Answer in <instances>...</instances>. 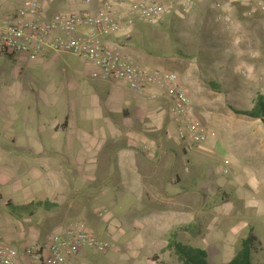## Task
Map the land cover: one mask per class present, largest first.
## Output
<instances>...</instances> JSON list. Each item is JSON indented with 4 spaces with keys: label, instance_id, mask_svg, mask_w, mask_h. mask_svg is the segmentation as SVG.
<instances>
[{
    "label": "crops",
    "instance_id": "0c3cea01",
    "mask_svg": "<svg viewBox=\"0 0 264 264\" xmlns=\"http://www.w3.org/2000/svg\"><path fill=\"white\" fill-rule=\"evenodd\" d=\"M88 1L54 0L47 6L51 12L62 6L74 12L98 5ZM258 11L264 16V4ZM121 35L102 36L103 43L128 54ZM44 85L46 91L36 97L32 86L22 85L0 96V190L12 206L42 202L50 210L61 191L71 195L72 216L105 234L122 232L137 264L145 261V240L157 241L164 224L174 222L180 224L173 231L178 242L206 250L208 258L217 249L228 263L249 235L258 241L253 255L264 251V150L259 141L240 139L256 132L253 128L224 129L218 120L209 127L192 112L207 140L190 152L182 146L180 155L170 140L174 127L165 102L147 100L120 83L93 82L77 70ZM216 153L225 156L229 167L220 170L228 179L205 184L210 176L204 162ZM98 198L123 216L103 219L94 207ZM58 227L33 226L26 232L23 226L17 238L32 244Z\"/></svg>",
    "mask_w": 264,
    "mask_h": 264
},
{
    "label": "rangeland",
    "instance_id": "374dc122",
    "mask_svg": "<svg viewBox=\"0 0 264 264\" xmlns=\"http://www.w3.org/2000/svg\"><path fill=\"white\" fill-rule=\"evenodd\" d=\"M23 1L4 0L3 8L12 9L21 5ZM95 1L97 0H89V2ZM259 3L263 6L264 0H259ZM229 7L225 6L222 11H218L212 7V0H204L190 13L183 15L184 17H180V13L174 9L160 22L145 23L136 19L132 31L127 32L119 40L123 41V46L129 48V53L126 55L136 60L139 65L176 72L189 91L193 105L192 112L206 125L212 127L213 120H218L216 123L224 129L229 128L230 124L237 128H253L256 132L251 133L250 137L241 135L240 139L249 138L252 142L259 141L261 144L259 146L264 150L263 122L235 112L253 108L257 96L264 95V16H259V9L256 13L259 17L247 16V6L240 3ZM61 9L60 11L66 13L71 12L66 6H62ZM219 12L225 13L224 19H218ZM116 52L120 51L116 50ZM66 57L65 61L59 60L54 63L47 56L43 59L17 60L0 57V96L9 95L8 92L12 91V88L18 89L17 87L22 85L27 88L32 86L36 95L31 96L36 97L37 93L46 91L44 83L49 84L65 71L71 73L73 70H77L83 77L93 82L111 85L108 80L93 79L91 74L95 69L87 65L83 59ZM47 67H51V70L46 71ZM211 81L217 83L220 90H214ZM164 108L168 119L171 120L166 104ZM172 124L174 129L169 132L170 140L178 145L176 148L178 154L183 155L182 144L178 143L174 135L175 124L173 122ZM254 146L258 147L257 143ZM208 157L204 164L210 178L204 182L221 184L229 176L221 173L220 170L222 167H229L224 163L225 156L216 153ZM226 158L229 159V156ZM59 196L56 207L50 210L46 205H42V202L40 204L34 202L24 209L12 206L8 201V194L0 190V246L20 248L29 245L17 238L22 234L23 226L27 232L28 228L33 226L43 229L52 224L57 227L60 225L56 230L50 229L51 233H48L45 239L57 230L65 229L77 221L88 225L84 219L72 216L73 206L71 207L68 202L71 201L72 196H66L62 191ZM100 201L102 199L98 198L94 207L96 212L102 213L103 219L110 218L111 215L123 216L117 207H109ZM177 223L170 225L165 223L157 241L156 238L145 240L146 251L143 255L140 253L141 259L145 258V261L141 264H183L175 249L168 246L171 240L178 242L177 234L173 232L180 225ZM91 229L102 240L111 243L112 247L104 252L84 249L78 257L81 264H137L138 257H133L134 255L129 253L123 242L122 232L105 234L94 227ZM147 229L152 230L153 224L148 223ZM253 259L254 264H263L264 251L259 252L256 257L253 255ZM227 261L217 249L209 251L208 264H223Z\"/></svg>",
    "mask_w": 264,
    "mask_h": 264
},
{
    "label": "built area",
    "instance_id": "2783aa9c",
    "mask_svg": "<svg viewBox=\"0 0 264 264\" xmlns=\"http://www.w3.org/2000/svg\"><path fill=\"white\" fill-rule=\"evenodd\" d=\"M3 1L0 0V57L43 59L65 54L83 59L95 69L93 79L120 83L147 100L165 102L175 124V138L184 152L204 146L208 134L194 120L189 91L176 72L141 66L102 40L111 33L124 36L131 32L136 19L160 22L174 9L184 17L204 0H97V6L91 4L70 13L49 11L47 5L54 0H24L8 10L3 8ZM237 3L247 6L246 15L253 18L262 8L259 0H212V7L222 11ZM224 15L219 12L218 19H224ZM111 247L86 223L77 221L25 247L1 245L0 264H81L78 257L84 249L104 252Z\"/></svg>",
    "mask_w": 264,
    "mask_h": 264
},
{
    "label": "trees",
    "instance_id": "16d2710c",
    "mask_svg": "<svg viewBox=\"0 0 264 264\" xmlns=\"http://www.w3.org/2000/svg\"><path fill=\"white\" fill-rule=\"evenodd\" d=\"M210 84L214 90H220L217 83L211 81ZM235 112L249 116L252 119H260L264 124V95L260 94L257 96L253 108L236 110ZM257 242L255 236L249 235L248 238L242 241L241 247L235 257L224 264H254L253 253L257 250ZM168 246L175 249L183 264H208V253L204 249L191 247L188 244L180 242H173L172 240L169 241Z\"/></svg>",
    "mask_w": 264,
    "mask_h": 264
},
{
    "label": "bare ground",
    "instance_id": "6f19581e",
    "mask_svg": "<svg viewBox=\"0 0 264 264\" xmlns=\"http://www.w3.org/2000/svg\"><path fill=\"white\" fill-rule=\"evenodd\" d=\"M142 98V97H141ZM202 127V126H201Z\"/></svg>",
    "mask_w": 264,
    "mask_h": 264
}]
</instances>
